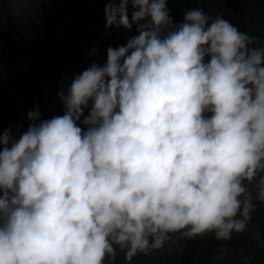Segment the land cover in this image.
Masks as SVG:
<instances>
[{
	"label": "clouds",
	"instance_id": "1",
	"mask_svg": "<svg viewBox=\"0 0 264 264\" xmlns=\"http://www.w3.org/2000/svg\"><path fill=\"white\" fill-rule=\"evenodd\" d=\"M61 1L26 50L0 41V87L59 105H0V264L243 232L264 211V0Z\"/></svg>",
	"mask_w": 264,
	"mask_h": 264
},
{
	"label": "trees",
	"instance_id": "2",
	"mask_svg": "<svg viewBox=\"0 0 264 264\" xmlns=\"http://www.w3.org/2000/svg\"><path fill=\"white\" fill-rule=\"evenodd\" d=\"M60 2L0 0V41L9 49L26 50L30 41L45 31L53 16V5ZM172 3L173 7L177 5ZM24 87L23 82L11 76L6 87H0V105L18 108L23 103L35 102L59 115V105L50 95L37 89L24 91ZM172 244L162 247L164 253L137 254L130 262H125V254L119 252L115 264H264V211L258 212L243 232H234L229 240H216L213 233H206Z\"/></svg>",
	"mask_w": 264,
	"mask_h": 264
},
{
	"label": "rangeland",
	"instance_id": "3",
	"mask_svg": "<svg viewBox=\"0 0 264 264\" xmlns=\"http://www.w3.org/2000/svg\"><path fill=\"white\" fill-rule=\"evenodd\" d=\"M76 11H78V15H80V17H82V13L80 12V10H76ZM89 17H90L91 21L95 22V24H96V20L93 17V15H91ZM64 19H65V21L63 22V25L60 26L57 30L54 29V31L57 32V35H60V34L65 32V28L69 22L71 24H74L76 22V19L72 16V14L70 12L68 13V15Z\"/></svg>",
	"mask_w": 264,
	"mask_h": 264
}]
</instances>
